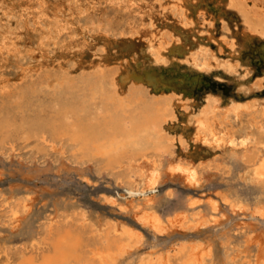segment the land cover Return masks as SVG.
I'll use <instances>...</instances> for the list:
<instances>
[{"label":"bare ground","instance_id":"bare-ground-1","mask_svg":"<svg viewBox=\"0 0 264 264\" xmlns=\"http://www.w3.org/2000/svg\"><path fill=\"white\" fill-rule=\"evenodd\" d=\"M212 79L226 81L234 97L194 92ZM199 141L213 159L174 160ZM0 149L92 162L132 197L156 191L166 157L190 185L200 187L205 170L232 172L238 158L242 177L264 186V0H0ZM258 192L254 213L263 215L264 187ZM209 199V217L192 198L191 213L169 222L207 226L218 209ZM20 201L0 200V227L9 218L10 229L21 225ZM149 208L140 222L164 232ZM86 217L72 209L40 221L21 245L0 248V264H122L127 255V264H212L199 240L179 241L165 259L142 256L127 225ZM246 258L229 264H264Z\"/></svg>","mask_w":264,"mask_h":264},{"label":"rangeland","instance_id":"rangeland-1","mask_svg":"<svg viewBox=\"0 0 264 264\" xmlns=\"http://www.w3.org/2000/svg\"><path fill=\"white\" fill-rule=\"evenodd\" d=\"M209 82L208 86L204 84L199 88H195L194 92L201 94L203 91L212 90L220 93L224 101L229 97H234L233 87L226 81H215L212 79ZM187 135L191 138L197 137L194 131L191 130H188ZM3 151L6 152L8 150L0 149V200L1 202L4 200L2 204H5L14 199H22L23 202L20 201V208L27 212L21 215V225L19 227L13 230L10 229L12 223L10 218L8 219V224L4 222L6 225L3 224L5 226L0 227L3 230L0 233V248L2 249L12 244H15V246L21 245V238L30 232L31 229L36 228L40 221H55L59 218L66 219L71 214L72 209L75 212L84 209L86 218L98 226H105L109 220L115 221L120 227L127 225L133 231L134 238L140 241L137 249L143 254L142 256L159 254L165 259L164 256L169 249L173 252L176 250L178 243H190V241L199 240L202 243V248L200 249L207 250L206 247L208 248L209 246L212 251V264H229L230 258L238 259L240 256H245L248 260H253V258L255 260L259 258V260L264 259V212L263 215L254 213L258 191L264 186L253 185L242 177L238 158L233 165L232 172L228 174L211 170L203 171L201 186L197 187L190 185L185 175L173 172L171 174L168 167L174 161L166 157L163 160V169H161L160 179H162H159L156 191L149 192L146 197L141 195L132 197L128 194L127 187L125 188L122 183L112 178L113 176L106 170H96L97 166L92 162H87V164L79 161L75 162V160L67 158L57 151H53V154L43 156V158H40L41 155L37 152V154L34 152L30 155L25 150L19 151L21 154L17 151H8L6 152L7 155ZM55 155L56 157H53ZM227 155H229L228 151L223 154V156ZM213 157V153L202 149L199 141L198 146L189 151L178 149L174 160L183 159L191 163H197L201 160H211ZM71 160L73 161L71 162ZM146 169L150 171L152 165H147ZM166 193L167 195H165ZM111 198L116 203L112 202ZM192 198H198L200 207L197 210L201 209L203 217L210 216L209 198L216 199L218 201L216 219L207 226L201 227L198 225L190 230L182 229L177 224L170 223L168 217H172L177 213H186L188 215L191 213L189 204ZM238 202L241 203L243 210L232 208ZM150 204L154 206L166 224V226L164 224L166 230L164 229L162 233H156V231L144 227L139 220L140 214L150 209ZM68 207L71 208L67 209ZM28 208L30 209L28 210ZM167 224H170L168 225L169 227ZM176 225L180 229L175 228ZM249 234L251 237H249ZM229 247L230 249H228ZM128 256L122 260V264H127Z\"/></svg>","mask_w":264,"mask_h":264}]
</instances>
